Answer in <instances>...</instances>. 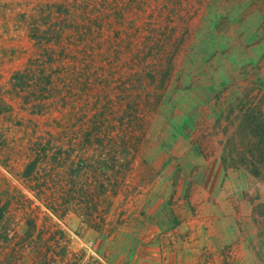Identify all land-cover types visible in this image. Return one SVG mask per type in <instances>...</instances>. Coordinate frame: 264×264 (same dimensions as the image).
<instances>
[{"label":"rangeland","instance_id":"1","mask_svg":"<svg viewBox=\"0 0 264 264\" xmlns=\"http://www.w3.org/2000/svg\"><path fill=\"white\" fill-rule=\"evenodd\" d=\"M244 112L264 0H0V264H264V173L220 163Z\"/></svg>","mask_w":264,"mask_h":264},{"label":"trees","instance_id":"2","mask_svg":"<svg viewBox=\"0 0 264 264\" xmlns=\"http://www.w3.org/2000/svg\"><path fill=\"white\" fill-rule=\"evenodd\" d=\"M34 68L26 67L18 74H14L12 80L17 79L16 76H19V79H22L24 76L32 75ZM25 78V77H24ZM242 119V128L245 129V134L242 139L238 142L233 141L231 137H227L220 154V163L224 169L229 168H237L240 166L247 167L251 174L254 177H259L264 173V115L260 118H249L248 114L244 112ZM134 149V146H132ZM38 152H34L31 158L26 162L20 176L26 182L31 183L33 178H37V170L39 166H41L45 161V151L44 148L42 150H37ZM41 153L43 156H41ZM128 166V165H127ZM124 175V174H123ZM35 176V177H34ZM116 184H118V180H116ZM32 193L38 198L42 199L41 196L43 194V190H39V192H35L31 190ZM102 193L98 194V197L101 196ZM60 195H66L64 192H60ZM79 195H82L84 198V202L87 204L91 202L93 199V193L80 192ZM55 201H59V196L55 198ZM52 201L53 200H49ZM64 201V200H63ZM62 201V202H63ZM68 202V200L64 201ZM65 205V204H64ZM93 205V204H92ZM97 207L96 204L93 205ZM52 213H56V208L49 206ZM68 207V204L66 208ZM65 209V208H64ZM5 210L6 207H0V239L7 237L9 234V230L7 228V224L5 221Z\"/></svg>","mask_w":264,"mask_h":264}]
</instances>
